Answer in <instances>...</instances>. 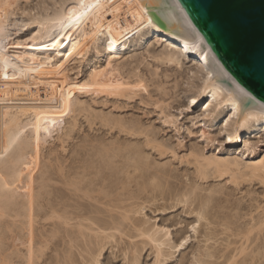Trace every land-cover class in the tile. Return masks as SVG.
Wrapping results in <instances>:
<instances>
[{"label": "rangeland", "instance_id": "rangeland-1", "mask_svg": "<svg viewBox=\"0 0 264 264\" xmlns=\"http://www.w3.org/2000/svg\"><path fill=\"white\" fill-rule=\"evenodd\" d=\"M72 2L0 0V148H3L0 149V160L3 159V164L0 163V183H5L3 186L0 184V189L7 186L0 190V213L4 212V216L0 215V264H67L71 259L73 264H159L155 244L141 232L139 234L137 226L139 229L142 227L141 230H149L163 244L164 256L160 257V264H226L227 259L234 255L238 256L235 264H264V226L261 224L264 220V184L249 178L234 183L230 176L219 177L212 169L208 178L204 179L193 157L196 153L202 161L203 157L239 156L238 150L243 149V145L240 147L241 140L238 146H234L226 139L228 131L224 120L229 110L222 108L205 120L203 114L207 98L188 109V96L201 83V75L189 73L190 70L196 72L191 62H185L184 70L180 71L148 56L149 52L160 53L166 47L153 37L141 39L140 36L147 34V28H142L140 32L131 29L126 37L110 28L111 31L105 34H97L96 43L89 46L83 26L54 20L60 15L58 12L69 9ZM104 69L109 72L106 71L110 79L116 78L114 84L118 87L129 84L133 92L129 90L123 96L97 94L91 84V76ZM138 80H142L144 85ZM159 85L164 87L165 93L159 90ZM17 97L26 100L37 98L36 102L42 103L39 104L42 107L46 103L50 114H54L55 123L50 122L46 126L35 111L20 106ZM109 118L111 121L122 120L128 127L134 125L142 131L137 130V134L131 135L128 131L122 133L118 127L109 129L104 123L110 121ZM147 130L148 135L145 133ZM14 133H20L15 135L20 136L25 145L19 138L15 140L18 136L15 137ZM152 139L165 148L161 150L148 146L147 141ZM240 139L252 143L254 152L247 153L243 163L253 158L257 161L264 158V125H260L251 136L243 133ZM10 141L20 143H13L15 146L11 149ZM19 145L22 146L18 148ZM107 148L110 149L109 154L106 153ZM102 150L104 156L100 153ZM1 151L5 153L4 157ZM143 152L144 155H141ZM13 156L17 157V163ZM8 158L15 160L14 163ZM147 159L150 163L145 162L153 169L142 163ZM13 164L23 166L18 168V165L16 169ZM18 169H21L20 172ZM74 175L75 178L72 177ZM68 178L77 183L79 181L83 185L82 192L89 184L88 190H95L92 195L99 197L98 201L90 199V202L82 195L84 193H79L81 191L69 190L63 184L70 181ZM101 189L102 192L105 189L109 197L99 194ZM2 194H6L7 198H3ZM60 196H66V199ZM7 199L11 202L14 199L16 203ZM100 199L106 203L101 204ZM111 205L122 208L111 209ZM9 208L16 212H10ZM18 210L21 217H15ZM52 210H63L57 213L67 212L66 216H75V219L72 218L70 224H64L62 222L65 221H58L57 218L51 219ZM81 213L97 222V226L83 222L85 227L91 225L96 231L98 226H109L114 222L111 225L121 226L123 232L108 230L106 233L114 234L115 238L114 241L106 240L102 249L95 234L87 230L86 236L79 234L76 215ZM126 213L130 214L127 216L134 223L123 219ZM260 225L263 231L259 230ZM253 228L255 230L246 242L244 234ZM122 233L126 235L122 237ZM185 238L187 242L181 246ZM243 246L246 251L240 254ZM210 254L213 256L210 257Z\"/></svg>", "mask_w": 264, "mask_h": 264}, {"label": "bare ground", "instance_id": "bare-ground-1", "mask_svg": "<svg viewBox=\"0 0 264 264\" xmlns=\"http://www.w3.org/2000/svg\"><path fill=\"white\" fill-rule=\"evenodd\" d=\"M66 9V8H64ZM63 9V10H64ZM58 14H60L59 16H56L55 19L52 18L50 19L52 22V20H56L60 23H62V21H68V22H74L75 23V26H83L82 29H86V40H87V44L89 46L91 45H94L96 43V37H97V34H105L110 30V28L112 29V31H114V29H116V31L118 30L121 34L119 35H124V37H126V33L128 31H131V29H135L136 32H140V30L142 28H147L148 31H147V34L145 35H142L140 36L141 39L145 38V37H153L155 39H157L158 41H160L161 43H163L166 47V50L163 51V52H160V53H155V54H151V52L148 53V56L152 57V59L154 60H157V62L159 61L161 64H164V65H170V66H175V68L179 69L180 71L181 70H184V64L185 62H191L194 64V66L196 67V72L195 71H191L189 73H192L193 76L194 75H201L200 76V84L195 87V89L189 94L188 96V102H187V108L188 109H192L196 106H198V104L205 98H207V101H206V105L207 107L205 108L204 110V114H203V118L206 120V119H209L210 117H212L213 115H215L216 113H218L222 108H226L229 110V115L226 116L225 118V129L228 131L227 132V141L234 145V146H238V142H240L241 140V146L243 145V149L241 150H238L239 152V156L235 157V158H220V157H215L213 156L212 158L208 157V158H204L202 159V161H200L199 159H201V157L199 158V155L198 154H194L193 157H195L196 161L198 162L197 164H199V172H200V176L204 179L208 178L207 176L210 174L209 171L212 169L214 171L215 174H217L219 177H224V176H230L231 179L233 180L234 183H238L239 180H243L245 178H249V179H254V180H259V182L263 183L264 184V158H262V160H253L252 161H249L248 163H243V158H245V156H247V153H254L253 152V149L251 147V144L249 141H245V142H242V139L241 136L243 135V133L247 134V135H252L254 134L258 127L260 125H264V100L261 99L260 97L256 96L255 94H253L252 92H250L246 87H244L230 72L229 70L225 67V65L220 61V59L217 57L216 53L214 52V50L209 46V44L204 40V38L200 35V33L197 31V29L193 28L192 26L189 25V23L187 22V20L185 19V17L182 15V13L180 12V10L178 9L177 5L175 4L174 0H73L71 6L69 7V9H66L63 13L61 12H58ZM57 15V14H56ZM49 20V19H47ZM56 21H53V22H56ZM45 22H48V21H45ZM57 22V23H58ZM44 24V22H42ZM65 24L67 22H64ZM62 23V24H64ZM49 24V23H47ZM60 24V25H62ZM50 25V24H49ZM48 25V26H49ZM55 25V24H54ZM46 26V25H44ZM50 27V26H49ZM56 27V26H55ZM52 28V27H51ZM118 32V33H119ZM123 40H125L123 38ZM126 41V40H125ZM135 56V55H134ZM137 57V55L135 56V58ZM139 57V56H138ZM137 57V58H138ZM132 58H133V55H132ZM135 60V59H134ZM138 60V59H137ZM136 62V60H135ZM124 68V67H123ZM122 70V68H121ZM107 70L104 69L103 71H98L96 72L94 75H92L91 77V84L92 86L94 87V91L98 94H103V93H106V94H113V95H116V96H123V95H127L128 91L131 90L132 91V88L130 87L129 84H126L122 87H118L116 84H114L113 80L115 81V79H110L108 73L106 72ZM199 77V76H198ZM139 83L141 85H144L143 81L142 80H138ZM90 84V85H91ZM117 86V87H115ZM195 86V85H194ZM92 87V88H93ZM159 90H162V92H164L163 90L164 87H162V85H159L158 86ZM94 92V93H95ZM133 92V91H132ZM166 92V90H165ZM164 92V93H165ZM168 92V91H167ZM167 94V93H166ZM21 97V96H20ZM35 97V96H34ZM130 97V96H128ZM18 98V97H17ZM24 98V97H23ZM37 99V98H35ZM33 98L32 99H28L26 100V98L24 99H20L18 98L19 100V103H20V106H22L24 109L26 110H30L32 109V111H35V113L38 115V117L40 118L41 122L45 121L46 122V126H48L49 124L47 123H50V122H54V119L52 115L54 114H50L51 112H49V108H48V105H46L45 103V106L42 107V105L40 106L39 104H42V103H38L36 102ZM17 100V99H16ZM45 102V101H44ZM48 104H51L48 102ZM55 105V104H54ZM54 105H51L52 107ZM51 106L50 107V110H51ZM55 107V106H54ZM55 108H53L54 110ZM52 111V110H51ZM55 111V110H54ZM59 112V117H61V112L58 110ZM53 113V112H52ZM58 114V113H57ZM56 116V115H55ZM56 120V119H55ZM106 120H108V118H106ZM110 120V118H109ZM112 120V119H111ZM104 121L105 126H109L110 128L109 129H113V128H116L118 127L122 133L123 131H128V133H130L131 135L132 134H137V130H141L140 128H136V126L134 125H130L131 127H128V124L126 125L124 121L122 120H113V121ZM58 120H56V123H57ZM62 121V120H61ZM60 121V122H61ZM43 122V123H45ZM53 124V123H52ZM60 124V123H59ZM136 125V124H135ZM138 127V126H137ZM117 128V129H118ZM224 129V130H225ZM116 130V129H115ZM144 130V129H143ZM120 131V132H121ZM4 132V131H3ZM137 132V133H136ZM140 132V131H139ZM1 133V131H0ZM146 134L149 133V131L147 130V132H145ZM15 134H18V133H14V136H18V135H15ZM142 134V132H141ZM144 134V133H143ZM148 135V134H147ZM146 135V136H147ZM2 136V135H1ZM0 136V137H1ZM12 137V136H11ZM14 137V138H15ZM9 138V137H8ZM17 138H21L20 136L16 137L15 140L18 141ZM13 139V137L11 138ZM1 140H2V137H1ZM13 141V140H12ZM11 142V149H13V145L15 144L14 142ZM23 141V140H22ZM21 139H20V142L25 145L24 141L22 142ZM18 142V144L20 143ZM1 143V142H0ZM14 143V144H13ZM102 143V142H101ZM114 143V142H113ZM7 142L5 143V146H6ZM18 144H15V145H18ZM103 144V143H102ZM112 144V143H111ZM117 144V143H115ZM114 144V145H115ZM14 145V146H15ZM104 145V144H103ZM109 145V144H108ZM121 145V144H120ZM147 145L150 146V147H154V148H160L161 150L164 149V145L162 144H159L157 143L154 139L152 140H148L147 141ZM4 146V147H5ZM8 146H9V143H8ZM22 146V145H19L18 148ZM113 146V145H112ZM28 147V145H27ZM99 147V146H98ZM102 147V145H101ZM109 147V146H108ZM121 147V146H120ZM126 147V146H125ZM124 147V148H125ZM141 147V146H140ZM6 148V147H5ZM4 148V149H5ZM23 148H25L23 146ZM110 148V147H109ZM107 148V151L110 149ZM119 148V147H118ZM122 148V147H121ZM0 149H3V148H0ZM9 149V148H8ZM10 149V151H11ZM16 149V147H14V150ZM28 149V148H26ZM99 149V148H98ZM123 149V148H122ZM133 149V148H132ZM14 150H12L13 153L17 152ZM19 150V149H18ZM21 150V149H20ZM101 150V149H100ZM131 150V149H130ZM9 151V153H10ZM23 151L25 152L26 150L23 149ZM23 151H19V152H22ZM109 151L106 152L107 154H109ZM8 152V151H7ZM99 152V151H98ZM97 152V153H98ZM104 151L102 150V152L100 151L101 154H103L104 156ZM113 152V151H112ZM122 152V151H121ZM130 152V151H129ZM133 152V151H132ZM4 153L1 151V154ZM21 153V154H22ZM17 154H19L17 152ZM16 154V156H17ZM24 154V153H23ZM22 154V155H23ZM140 154V153H138ZM137 154V155H138ZM7 155V154H6ZM14 155V154H12ZM141 155H144V152L143 154L141 153ZM1 156H5V153L4 155L2 154ZM8 156V155H7ZM6 156V157H7ZM16 156H13V157H16ZM21 156V155H20ZM19 156V158H20ZM107 156V155H106ZM111 156V155H110ZM5 157V158H6ZM9 157V156H8ZM24 157V156H23ZM145 157V156H144ZM1 158V157H0ZM25 158H26V154H25ZM25 158L24 161H25ZM109 158V157H108ZM107 158V159H108ZM138 158V156H137ZM143 158V157H142ZM141 158V160H142ZM9 159V158H8ZM11 159V162L14 163V161ZM9 159V160H10ZM21 159H22V156H21ZM20 159V160H21ZM22 159V160H23ZM111 159V158H109ZM131 159V158H130ZM3 160V159H2ZM0 160V163L2 162L3 164V161ZM7 160V159H6ZM4 160L5 162H8ZM17 157H16V163H17ZM19 160V161H20ZM106 160V159H105ZM139 160V158H138ZM18 161V162H19ZM24 161H21V162H24ZM100 161V160H99ZM103 161V160H102ZM147 160H144L142 161V163L144 162V166L147 165V167L149 166L150 168L152 167L151 164H148ZM195 161V162H196ZM4 162V163H5ZM19 162V163H21ZM118 162V161H117ZM134 162V161H133ZM140 162V161H139ZM152 162V161H151ZM110 163V162H109ZM112 163V162H111ZM141 164V167H144L143 165ZM145 163H147L145 165ZM150 163V162H149ZM114 164V163H113ZM7 165V163L5 164V166ZM14 165V164H13ZM19 165V164H18ZM17 165V166H18ZM22 165V164H21ZM18 168H20V166ZM107 167L108 165L105 164ZM155 164H153L154 166ZM17 169V166L14 165ZM23 166V165H22ZM21 166V167H22ZM101 166V164H100ZM111 166V165H110ZM120 166V165H119ZM124 166V165H123ZM8 167V166H6ZM133 167V166H132ZM140 167V166H139ZM5 168V167H4ZM102 168V167H101ZM109 168V167H108ZM108 168L107 171H108ZM150 168H147V169H150ZM154 168V167H153ZM151 168V169H153ZM87 169V168H86ZM104 169V168H103ZM146 168H144L145 170ZM21 170V169H20ZM20 170L18 169V171L20 172ZM59 170H62L61 168ZM84 170V169H83ZM123 170V169H122ZM7 171V169H6ZM17 171V172H18ZM47 171V170H46ZM103 171V170H102ZM148 171V170H147ZM157 171V170H156ZM124 172V171H123ZM135 172V171H134ZM153 172V171H152ZM158 172H160L158 170ZM157 172V173H158ZM43 173V172H42ZM62 173V171H61ZM87 173H89L87 171ZM112 173V172H111ZM115 173V172H114ZM118 173V172H117ZM147 173V172H146ZM156 173V172H155ZM94 174V173H93ZM125 174V173H124ZM130 174V173H128ZM150 174V173H149ZM64 175V174H63ZM79 175V174H78ZM117 175V174H116ZM115 175V176H116ZM156 175V174H154ZM161 175V174H160ZM165 175V174H164ZM68 176V175H67ZM199 176V177H200ZM44 178V176H42ZM64 177V176H63ZM75 178V175L72 176ZM80 177V176H79ZM84 177V176H83ZM101 177V176H99ZM109 177V176H108ZM112 177V176H111ZM114 177V176H113ZM128 177V176H127ZM126 177V179H127ZM147 177V176H146ZM151 176H149L150 178ZM157 177V176H156ZM73 178V179H74ZM119 178V177H118ZM124 178V177H123ZM136 178V177H135ZM143 178V177H142ZM155 178V176H154ZM169 178V177H168ZM2 179V178H1ZM0 179V180H1ZM61 179V177H60ZM59 179V180H60ZM65 179V178H64ZM70 179V178H68ZM87 179V178H86ZM98 179V178H97ZM109 179V178H108ZM139 179V178H138ZM157 179V178H156ZM49 180V179H48ZM76 180V179H75ZM93 180V178H92ZM113 180V179H112ZM148 180V179H147ZM151 180V179H150ZM159 180V179H158ZM165 180V179H164ZM85 181V180H83ZM89 181V180H88ZM109 181V180H108ZM119 181V180H117ZM140 181V180H139ZM160 181V180H159ZM2 182V181H1ZM7 183V181H5ZM53 182V181H52ZM100 182V181H99ZM125 182V181H124ZM123 182V183H124ZM131 182V181H130ZM86 183V182H85ZM84 183V184H85ZM120 183V182H119ZM140 183V182H138ZM142 183V182H141ZM145 183V182H144ZM158 183V187H160L159 185V182ZM2 184V183H0ZM3 184H5L3 182ZM2 184V186H3ZM8 184V183H7ZM6 184V185H7ZM61 184V183H60ZM64 185L67 186V188L69 187V190L70 189H73L75 192H79V193H84L82 195H84V197H88L87 199H90L91 200H97L98 198L94 197L92 194L93 191L88 190L89 188V184L86 185L87 186V189L85 190L86 186H84V192H82V187L83 185H80L81 183H78L73 181L72 179H70V181H65L63 183ZM83 184V183H82ZM111 184V183H110ZM114 184V183H113ZM44 185V184H43ZM47 185V183H46ZM129 185V184H128ZM154 185H156L154 188L157 187V184L154 183ZM1 186V185H0ZM5 186V185H4ZM9 186V185H8ZM91 186V185H90ZM145 186V185H144ZM7 187V186H5ZM5 187H2L0 190L3 191V188ZM43 187V186H42ZM52 187V186H51ZM105 186H103L104 188ZM124 187V186H123ZM128 187V186H127ZM164 187V186H163ZM47 188V187H46ZM58 188V187H57ZM66 188V189H67ZM152 188V187H151ZM6 189V188H5ZM4 189V191H6ZM8 189V188H7ZM52 189V188H50ZM100 189V188H99ZM145 189V188H144ZM59 190V189H58ZM57 190V191H58ZM63 190V189H62ZM65 190V188H64ZM124 190V189H123ZM156 190V189H155ZM0 191V193H1ZM9 191V190H8ZM7 191L8 193V196H9V192ZM48 191V190H46ZM72 191V190H71ZM103 191L105 192H102V189H101V192L99 191V194H104V196H107L109 197V195H106L107 191H105V189H103ZM126 191V190H125ZM149 191V190H148ZM153 191V190H152ZM162 191V190H161ZM215 191V190H214ZM13 192V191H12ZM11 192V193H12ZM98 192V191H97ZM123 192V191H122ZM128 192V190H127ZM218 192V191H217ZM4 193V192H3ZM6 193V194H7ZM55 193V191L53 192ZM62 193V192H60ZM126 193V192H125ZM134 193V192H133ZM155 193V192H154ZM3 195V198L6 196ZM46 194V193H45ZM48 194V193H47ZM58 194V193H57ZM68 194V193H67ZM71 194V193H70ZM153 194V193H152ZM14 195V193H13ZM64 195V194H63ZM62 195V196H63ZM69 195V194H68ZM80 195V194H79ZM95 195V194H94ZM130 195V194H129ZM156 195V194H155ZM45 196V195H44ZM55 196V195H54ZM77 196V195H76ZM96 196V195H95ZM100 196V195H99ZM126 196V195H125ZM10 197H13V196H10ZM49 197V195H48ZM58 197V196H57ZM61 197V196H60ZM59 197V198H60ZM69 197V196H68ZM67 197V198H68ZM71 197V196H70ZM69 197V198H70ZM73 197V196H72ZM80 197V196H79ZM106 197V198H107ZM111 197V196H110ZM131 197V196H130ZM133 197V196H132ZM136 197V196H135ZM1 198V197H0ZM2 198V199H3ZM7 198V196L5 197ZM14 198V197H13ZM34 198V197H33ZM42 198H43V195H42ZM61 198H65L66 199V196L65 197H61ZM75 198V197H74ZM78 198V197H77ZM83 198V196H82ZM81 198V199H82ZM101 198V197H100ZM105 198V199H106ZM114 198V197H113ZM139 198V197H138ZM12 199V198H11ZM15 199V198H14ZM13 199V201H14ZM37 199V198H36ZM51 199V198H50ZM64 199V200H65ZM73 199V198H72ZM71 199V200H72ZM86 199V198H84ZM86 199V200H87ZM103 199V198H102ZM116 199V198H115ZM120 199V198H119ZM128 199V198H127ZM131 199V198H130ZM133 199V198H132ZM6 200V199H5ZM4 200V201H5ZM8 200V199H7ZM35 200V199H33ZM48 200V199H47ZM54 200V199H52ZM51 200V201H52ZM70 200V201H71ZM101 200V199H100ZM137 200V199H136ZM10 200H8L9 202ZM13 201L11 203H13ZM32 201V200H31ZM38 201V200H37ZM58 201V200H57ZM98 201V200H97ZM103 200H101V204L104 203L102 202ZM107 201V200H106ZM116 201V200H115ZM118 201V200H117ZM129 201V200H128ZM16 203V201H14ZM86 202V201H85ZM91 202V201H90ZM89 202V203H90ZM100 202V201H99ZM113 202V201H111ZM37 203V202H35ZM53 203V202H52ZM58 203V202H56ZM66 203V202H64ZM80 203V202H79ZM88 203V204H89ZM94 203V202H93ZM98 203V202H97ZM106 203V202H105ZM144 203V202H143ZM188 203V202H187ZM3 204V202H2ZM1 204V205H2ZM10 204V203H9ZM14 204V203H13ZM33 204V203H31ZM38 204V203H37ZM50 204V202H49ZM60 204V203H59ZM71 204V203H70ZM100 204V203H99ZM100 204V205H101ZM124 204V203H123ZM4 206L5 203L3 204ZM36 205V204H35ZM53 205V204H52ZM55 205V203H54ZM53 205V206H54ZM58 205V204H57ZM69 205V204H68ZM84 205V204H83ZM108 205V204H107ZM137 205V204H136ZM8 206V205H7ZM11 206V205H10ZM15 206H17L15 204ZM24 206V205H23ZM23 206H20L21 208ZM51 205H49L50 207ZM51 207V208H55V207ZM61 206V205H60ZM70 206V205H69ZM78 206V205H77ZM89 206L91 207V205L89 204ZM104 206V204H103ZM124 206V205H123ZM138 206V205H137ZM136 206V207H137ZM1 207V206H0ZM13 207V206H11ZM18 207V206H17ZM19 207V208H20ZM25 207V206H24ZM43 207V206H42ZM66 207V206H65ZM68 207V206H67ZM66 207V208H67ZM88 207V206H87ZM94 207V206H93ZM99 207V206H98ZM110 207V206H108ZM112 207V208H111ZM111 209H113L114 207H120V206H112L111 205ZM127 207V206H126ZM131 207H132V204H131ZM2 208H5L2 206ZM1 208V209H2ZM15 208V207H13ZM20 208V209H21ZM70 208V207H69ZM68 208V209H69ZM97 208V207H96ZM102 208V207H101ZM122 208V207H120ZM119 208V209H120ZM263 208V207H262ZM10 209V208H9ZM58 209V208H57ZM60 209H63V208H60ZM59 209V210H60ZM80 209V208H79ZM88 209V208H87ZM103 209V208H102ZM126 209V208H124ZM4 210V209H2ZM11 210L13 211V209H10V212ZM46 210V209H45ZM63 210H66V209H63ZM63 210H61L60 212H63ZM72 210V209H71ZM74 210V209H73ZM92 210V209H91ZM98 210V209H97ZM118 210V209H117ZM6 212V210H4ZM7 211H9L7 209ZM14 211L16 212V210L14 209ZM13 211V212H14ZM77 211H80V210H77ZM76 211V212H77ZM89 211V210H87ZM86 211V213H87ZM103 211V210H102ZM101 211V212H102ZM112 211V210H109V212ZM126 211V210H125ZM46 212V211H45ZM53 214L50 212H48L49 214H52V216L50 217L51 219H54V218H57V220H63L65 222H62L64 224H70V221H72V218H74L75 216H73L71 213H69L71 216L73 217H68L66 216L67 212H64L63 214H58L60 212L58 211H55V210H52ZM58 212V213H57ZM90 212V211H89ZM99 212V211H97ZM96 212V213H97ZM120 212V211H119ZM128 212V211H126ZM9 213V212H8ZM7 213V215L9 216V214ZM47 213V214H48ZM80 212H78L79 214ZM92 213H93V210H92ZM113 213V212H112ZM111 213V214H112ZM135 213V212H134ZM138 213V212H137ZM16 214V213H15ZM48 214V215H49ZM82 214V213H81ZM94 214V213H93ZM100 214V213H98ZM128 213L125 214V216H123L124 218L123 219H129L131 221V217L130 216H127ZM133 214V213H132ZM0 215L4 216V212L3 214L0 213ZM46 215V216H48ZM87 215V214H86ZM102 215V214H101ZM130 215V214H128ZM136 215V214H135ZM203 215V214H202ZM78 216L76 220H79L78 221V228H79V231H78V228H77V231L79 232V234L81 233V237L82 236H86L85 235V230L87 231H90L91 233L95 234L96 238L100 241H99V245L100 247L103 249L104 248V245L106 246V244L104 242H106V240H113L114 241V238H115V235L114 234H109V233H106L108 230L110 231H113V229H115L116 231H122L123 230L120 226H117V227H114L113 225H111L112 223L114 224V222H112L111 224H109V226H104L106 228H103V226H98V230L95 231L94 228H92V226H87L85 227V225L83 224V222H90L93 226L96 225L97 226V222H93L91 221L92 218H89V217H85L82 215H76ZM98 216V215H97ZM108 216V215H107ZM201 216V215H200ZM205 216V215H204ZM5 217H7L5 215ZM10 217V216H9ZM15 217H21L19 215V210L16 214ZM48 217V220H50ZM93 217V216H91ZM110 217V216H109ZM114 217V216H113ZM122 217V216H121ZM115 218V217H114ZM133 218V217H132ZM1 219V218H0ZM7 219V218H6ZM75 219V218H74ZM109 219V218H108ZM209 219V218H208ZM228 219V218H227ZM2 220V219H1ZM74 220V221H76ZM95 220V219H94ZM55 221V220H54ZM98 221V220H97ZM105 221V220H104ZM113 221V220H112ZM115 221V220H114ZM129 221V222H130ZM124 222V221H123ZM126 222V221H125ZM134 223V221H131ZM1 223V221H0ZM60 223V222H59ZM76 223V222H75ZM74 223V224H75ZM99 223V222H98ZM102 223V222H101ZM119 223V222H118ZM209 223V222H208ZM73 224V223H72ZM104 224V223H103ZM128 224V223H127ZM140 224V223H139ZM261 224L264 226V220H262ZM58 225V224H57ZM111 225V227H110ZM125 225V224H124ZM123 225V226H124ZM133 225V224H132ZM210 225V224H209ZM228 225V224H227ZM233 225V224H232ZM262 225H260V228L259 230L261 229ZM69 226V225H68ZM71 226V225H70ZM69 226V227H70ZM113 226V227H112ZM136 226V225H135ZM255 226V225H254ZM10 227V226H9ZM62 227V226H61ZM73 227V226H72ZM138 227V233L147 237V239H149V241L151 243H154L155 244V248L157 250V257H158V263L160 264L161 261H160V257L161 256H164L163 255V251H162V245L161 243H159L158 239L155 237L156 235L152 234L149 232V230H144L145 228H143V230H141V228L139 229V226ZM58 228V227H57ZM66 228V227H65ZM76 228V227H75ZM133 228V227H132ZM63 229V228H62ZM68 229V228H67ZM71 229V228H70ZM137 229V228H136ZM258 229V227H257ZM256 229V230H257ZM264 229V228H263ZM263 229H261L263 231ZM76 230V229H75ZM241 230V229H240ZM253 230H255L254 228L253 229H250L248 230V233H245L244 234V239L246 238V242H248L250 239V234L253 233ZM58 231V229H57ZM75 233V231H73ZM245 232V231H244ZM60 233V231H59ZM103 235H100L102 234ZM260 233V232H259ZM67 234V233H66ZM73 234V233H72ZM77 234V233H76ZM87 234V233H86ZM105 234V235H104ZM123 234V233H122ZM121 234V235H122ZM240 234V233H239ZM53 235H55L53 233ZM120 235V234H119ZM126 233H124L122 235L125 236ZM70 236V234H69ZM72 236V235H71ZM70 236V237H71ZM88 236V235H87ZM241 236V235H240ZM64 237V236H63ZM66 238V237H65ZM87 238V237H86ZM91 238V237H90ZM144 238V237H143ZM70 239V238H68ZM72 239V238H71ZM74 239V238H73ZM76 239V237H75ZM78 239V238H77ZM76 239V240H77ZM84 239V238H83ZM88 239V238H87ZM82 240V239H81ZM69 241H72V240H69ZM75 242V240H74ZM116 242V241H115ZM183 243H181V246H184L185 242L186 241V238L182 241ZM245 242V240H244ZM71 243V242H70ZM73 243V242H72ZM71 243V244H72ZM77 244V243H76ZM90 244H92V242H90ZM244 244V243H243ZM75 245V244H74ZM77 246V245H76ZM99 247V248H100ZM247 247V245L245 246ZM243 246V248L240 250V254H243L245 253L246 249ZM77 249V248H76ZM248 249V248H247ZM89 250V248H88ZM82 251V250H80ZM84 252V251H83ZM100 252V251H99ZM87 253V252H86ZM239 253V252H238ZM69 254H72V253H69ZM100 254V253H99ZM67 255V254H66ZM87 255V254H86ZM245 255V254H244ZM71 256V255H70ZM91 256V255H90ZM210 257H212L213 255L210 254L209 255ZM241 256V255H240ZM66 257V256H65ZM246 257V256H245ZM67 258V257H66ZM238 256L236 257L235 255L232 256V257H229V259H227L226 261V264H235ZM71 259V258H70ZM96 259V257L94 258ZM254 259V258H253ZM75 260V259H74ZM66 261V260H65ZM63 261V262H65ZM72 261V259H71ZM71 261H68L71 263ZM97 261V260H96ZM67 262V264H69ZM245 262V261H244ZM98 263V262H97ZM225 263V262H224ZM66 264V263H65ZM73 264V262L71 263Z\"/></svg>", "mask_w": 264, "mask_h": 264}, {"label": "water", "instance_id": "water-1", "mask_svg": "<svg viewBox=\"0 0 264 264\" xmlns=\"http://www.w3.org/2000/svg\"><path fill=\"white\" fill-rule=\"evenodd\" d=\"M229 72L264 100V0H174Z\"/></svg>", "mask_w": 264, "mask_h": 264}]
</instances>
